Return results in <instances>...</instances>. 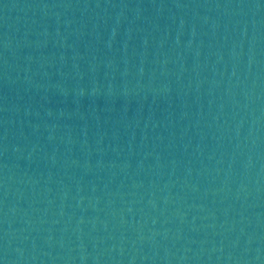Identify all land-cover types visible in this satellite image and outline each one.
Wrapping results in <instances>:
<instances>
[{"label":"water","instance_id":"1","mask_svg":"<svg viewBox=\"0 0 264 264\" xmlns=\"http://www.w3.org/2000/svg\"><path fill=\"white\" fill-rule=\"evenodd\" d=\"M0 264H264V0H0Z\"/></svg>","mask_w":264,"mask_h":264}]
</instances>
